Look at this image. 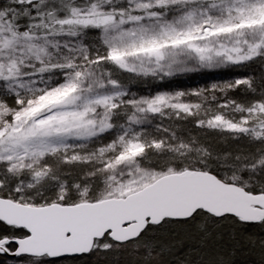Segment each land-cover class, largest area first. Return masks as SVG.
<instances>
[{
	"label": "snow or ice",
	"instance_id": "6c2138e0",
	"mask_svg": "<svg viewBox=\"0 0 264 264\" xmlns=\"http://www.w3.org/2000/svg\"><path fill=\"white\" fill-rule=\"evenodd\" d=\"M0 264H264V0H0Z\"/></svg>",
	"mask_w": 264,
	"mask_h": 264
},
{
	"label": "rangeland",
	"instance_id": "374dc122",
	"mask_svg": "<svg viewBox=\"0 0 264 264\" xmlns=\"http://www.w3.org/2000/svg\"><path fill=\"white\" fill-rule=\"evenodd\" d=\"M209 74L205 73H193L185 77H178L169 82H166V86L169 88H194L195 86L201 84Z\"/></svg>",
	"mask_w": 264,
	"mask_h": 264
},
{
	"label": "trees",
	"instance_id": "16d2710c",
	"mask_svg": "<svg viewBox=\"0 0 264 264\" xmlns=\"http://www.w3.org/2000/svg\"><path fill=\"white\" fill-rule=\"evenodd\" d=\"M208 76H210V75H208ZM213 78H215V77H212V76L207 77V78H205L204 80L201 81V84H199V85H197V86H202V85H204V84H207V83L210 82V79H213ZM197 86H195V87H197Z\"/></svg>",
	"mask_w": 264,
	"mask_h": 264
}]
</instances>
